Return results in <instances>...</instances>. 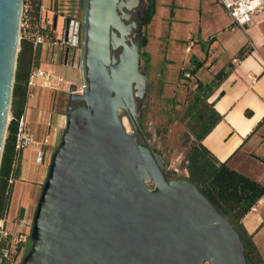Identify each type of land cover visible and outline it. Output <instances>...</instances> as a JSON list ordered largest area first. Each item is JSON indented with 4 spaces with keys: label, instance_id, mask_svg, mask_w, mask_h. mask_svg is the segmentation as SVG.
Instances as JSON below:
<instances>
[{
    "label": "water",
    "instance_id": "95a60500",
    "mask_svg": "<svg viewBox=\"0 0 264 264\" xmlns=\"http://www.w3.org/2000/svg\"><path fill=\"white\" fill-rule=\"evenodd\" d=\"M138 1L83 0V88H68L70 102L82 104L68 106L19 264H247L229 219L187 177L166 178L161 156L130 128L147 79L130 36L136 22H125ZM22 2L0 0V160ZM68 29L66 19L65 38Z\"/></svg>",
    "mask_w": 264,
    "mask_h": 264
},
{
    "label": "crops",
    "instance_id": "0c3cea01",
    "mask_svg": "<svg viewBox=\"0 0 264 264\" xmlns=\"http://www.w3.org/2000/svg\"><path fill=\"white\" fill-rule=\"evenodd\" d=\"M154 1L155 13L142 29L147 39L144 51L149 59L148 66L160 61L158 54L164 51L165 62L177 64V68L196 67L191 77H196L197 83L208 84L221 67L232 63L228 76L213 88L208 98L221 119L202 143L218 160L226 161L232 169L264 185V12L251 25L242 28L233 22L217 0H164L161 8L166 17L160 19L158 25L155 21L159 8ZM49 3L50 0H43L45 7ZM178 23L187 30L181 39L183 44L176 41L174 34ZM152 40H158L157 47L150 46ZM245 44L251 46V52L236 59L237 51ZM174 48L181 49L183 54L178 56ZM51 60L50 47L40 46L37 66L50 69L54 65ZM203 70L204 76H201L199 73ZM67 95L62 85L51 87L43 78H37L32 94L27 97L22 116L38 150L31 144L21 151L18 176L9 202L10 206L11 201H15L13 217L17 216L21 222L17 226L10 224L11 228L24 230L25 222L32 218L25 216L26 206L20 218L22 208H19L24 202L36 205L52 154L65 129L71 103ZM247 110L250 115L245 113ZM44 137L48 138L47 143H43ZM242 223L264 261L263 196L243 216Z\"/></svg>",
    "mask_w": 264,
    "mask_h": 264
},
{
    "label": "trees",
    "instance_id": "16d2710c",
    "mask_svg": "<svg viewBox=\"0 0 264 264\" xmlns=\"http://www.w3.org/2000/svg\"><path fill=\"white\" fill-rule=\"evenodd\" d=\"M31 4L32 9L35 12L38 11L40 0H31ZM154 13L155 1L145 0V11L139 21L142 28L151 21ZM146 42L147 39L142 34L140 49L146 45ZM39 47L34 50L29 40H19L11 96L10 120L7 124L0 160V217L9 208L13 183L18 176L21 151L16 149L15 142L19 119L23 115L27 100V81L30 68L39 63ZM251 49L249 44L243 45L237 51L235 58L238 60L243 58L251 52ZM140 55H145V62H149L145 51H140ZM231 68L232 63L228 62L216 72L210 83H197L192 97L188 100L186 116L190 121L187 126L192 138L187 139L184 152L186 177L229 219L243 244L246 263L264 264L251 235L242 223L243 216L264 194V185L232 169L226 161L218 160L202 143V139L221 119V115L215 110L213 102L209 103L208 98L213 92V88L217 87L228 76ZM195 73L196 67H184L180 70L179 78H184L186 74L194 75ZM245 113L251 114L248 110ZM3 264H8V261L5 260Z\"/></svg>",
    "mask_w": 264,
    "mask_h": 264
},
{
    "label": "rangeland",
    "instance_id": "374dc122",
    "mask_svg": "<svg viewBox=\"0 0 264 264\" xmlns=\"http://www.w3.org/2000/svg\"><path fill=\"white\" fill-rule=\"evenodd\" d=\"M68 1L71 7L70 15L75 21L81 24L83 0ZM163 1L164 0H156L159 11L156 14L155 23L158 25H160L159 20L166 17L161 8ZM144 11L145 0H139L134 9L130 11L131 16L125 19L126 23L135 20L136 25L133 27L130 36L131 39L138 44H140L142 33H144L142 31L143 28L139 25V20L143 17ZM62 24V18L58 17L56 28L57 35L61 33ZM186 33L187 30L185 27L178 23V29L174 34L175 38H177L176 41L179 40V44L184 43L181 39ZM194 37L196 38L197 35L195 34ZM163 41L165 42V35ZM158 43V40H152L150 46L157 47ZM144 47L141 49L139 47V50L144 51ZM173 50L178 56L183 54L181 49L174 48ZM163 55L164 51H161L158 54L160 61L149 66L148 62H145V55H142L140 58V70H145L147 72L146 89L142 96L135 97L136 112L135 116L129 119V125L133 132H139V129H141L144 138L148 140L152 147L155 150H161L163 169L166 178H185L187 176V171L184 163V152L187 139L192 138L188 132L187 125L190 120L186 116V106L188 100L192 97V93L196 89L197 82L196 77L193 78L191 75H185L184 78H179V70L187 66L177 68V64L165 62ZM73 62L76 66H71L70 64L62 65V60L60 58L53 62L54 65L50 67V69L54 71L55 76L63 80L60 85H62L65 92H68L69 85L76 84L78 88L79 84H81L79 64H77L79 62V54L76 55ZM199 74L204 76V70ZM72 104L78 105L82 103L81 101H72ZM119 114L121 116H127L125 110H120ZM139 137L142 138V136H137L138 142H140ZM15 204V201L12 200L8 210L9 219L13 218L16 210ZM28 205L24 202V205L19 209L26 206L27 211L25 216L32 217L35 206Z\"/></svg>",
    "mask_w": 264,
    "mask_h": 264
},
{
    "label": "built area",
    "instance_id": "2783aa9c",
    "mask_svg": "<svg viewBox=\"0 0 264 264\" xmlns=\"http://www.w3.org/2000/svg\"><path fill=\"white\" fill-rule=\"evenodd\" d=\"M225 9L233 22L242 28L251 25L256 17L264 12V0H217ZM50 11V14L47 13ZM71 7L68 0H50L45 7L40 0L38 11L32 9L31 0H23L19 18V40L27 39L32 43L35 50L37 47L47 44L50 47L52 63L61 58L65 65L76 66L73 62L77 54H80L81 24L70 15ZM58 17L62 18L63 24L60 35H57ZM56 18V24L53 21ZM69 19V29L65 38V20ZM69 47L67 61L65 62L66 49ZM69 56L72 57L69 59ZM79 64V62L77 63ZM79 67V66H78ZM37 78H43L46 85L55 87L63 80L56 77L54 71L32 65L27 81V97L32 94V88ZM79 84L77 93L82 92ZM48 138H43L47 143ZM34 144L38 150L32 135L27 129L26 119L21 116L18 124L15 147L22 151L29 145ZM39 151L38 160L41 159ZM264 197V194L262 195ZM9 210V208H8ZM8 210L0 217V264L6 260L8 264H18L25 255L30 245L31 220L25 222L26 229L11 228L9 225L17 226L21 220L15 216L8 218Z\"/></svg>",
    "mask_w": 264,
    "mask_h": 264
},
{
    "label": "flooded vegetation",
    "instance_id": "af4514ba",
    "mask_svg": "<svg viewBox=\"0 0 264 264\" xmlns=\"http://www.w3.org/2000/svg\"><path fill=\"white\" fill-rule=\"evenodd\" d=\"M130 16H131V14H130ZM139 21H140V20H139ZM64 25H65V24H64ZM139 25H140V24H139ZM79 59H80V54H79ZM76 93H77V92H76ZM68 94H69V93H68ZM81 103H82V102H81ZM78 105H80V104H78ZM71 106L73 107V106H77V105H73L72 102H71ZM126 113H127V115H128V112H127V111H126ZM134 133L136 134V140H137V136H139V135L142 136V138L139 137L140 142H138V140H137L138 143L145 144V145L151 150V152H155V153H157L158 155L161 156V150H155V149L152 147V145L148 142V140L144 138V135H143V132H142L141 129H139V132H134ZM161 159H162V156H161ZM162 160H163V159H162ZM163 171H164V169H163Z\"/></svg>",
    "mask_w": 264,
    "mask_h": 264
}]
</instances>
